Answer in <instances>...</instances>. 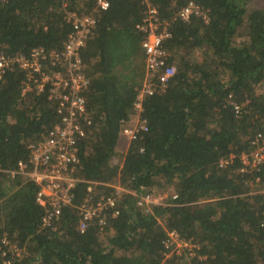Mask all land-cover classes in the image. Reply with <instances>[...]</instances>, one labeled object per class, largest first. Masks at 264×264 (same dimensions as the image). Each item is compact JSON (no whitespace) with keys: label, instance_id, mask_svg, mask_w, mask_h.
Segmentation results:
<instances>
[{"label":"trees","instance_id":"trees-1","mask_svg":"<svg viewBox=\"0 0 264 264\" xmlns=\"http://www.w3.org/2000/svg\"><path fill=\"white\" fill-rule=\"evenodd\" d=\"M107 1L99 10L97 0H0L6 58L38 48L58 56L71 32L68 16L95 19L80 51L91 125L77 143L76 175L109 196L113 186L127 191L116 197L119 216L102 230L95 223L78 229L83 184L59 221L42 228L36 186L7 171L26 164L29 145L59 122L57 105L48 85L22 93L25 73L10 65L0 75V264H264V170L240 172V157L264 135V0H150L169 25L163 45L176 73L162 95L145 98L148 131L128 145L120 131L144 78L136 26L146 7ZM191 1L205 18L184 22L177 14ZM42 63L46 72L59 69ZM159 188L168 193L162 205L136 206L131 193ZM172 231L196 246L195 257L167 256L163 242Z\"/></svg>","mask_w":264,"mask_h":264},{"label":"built area","instance_id":"built-area-1","mask_svg":"<svg viewBox=\"0 0 264 264\" xmlns=\"http://www.w3.org/2000/svg\"><path fill=\"white\" fill-rule=\"evenodd\" d=\"M146 7L144 17L136 28L144 36L140 44L145 56V72L140 90L137 92L132 108L134 114L130 121L120 131V138L128 145L137 140L141 134L148 131L146 119L142 116L143 102L145 98L162 95L174 74L176 67L168 59L164 48V41L170 37L169 25L160 19L158 11L151 6L150 0H140ZM96 8L106 10L107 0H97ZM178 18L184 22L192 17H203V12L191 1L178 11ZM71 24V32L63 51L57 56L54 52L46 54L41 48L33 49L27 57L16 55L6 58L0 55V75L10 65H14L25 73L22 83V93L31 91L33 85L36 92L48 88V98L56 103V114L59 122L37 142L29 145L28 162L17 164V168L7 171L14 178L20 176L23 180L32 182L36 188L35 202L42 209V228L56 224L64 208L72 206L75 198V189L79 184L85 185L86 196L79 206L78 229L84 232L91 223H95L100 230L104 229L109 219L119 216L116 208V197H119L125 189L113 186L114 194L111 196L99 191V183L77 177L76 170L79 163L77 157V143L83 137L85 130L91 125V117L87 112L83 93L87 89L88 81L83 73V64L80 51L95 24L92 15L79 17L75 14L68 16ZM52 60L59 67L58 70L46 72L42 62ZM239 106H234L236 113ZM232 156L219 162V168L226 167L232 160ZM241 173L259 172L264 170V135L257 134L251 142V150L240 157ZM260 178H255L259 183ZM264 194V189L260 192ZM136 206L149 212L152 205H162L152 194L136 196ZM176 195L172 199H176ZM163 201V200H160ZM264 228V219L261 224ZM2 245L19 255L14 246H8L6 239ZM168 251L167 256L186 255L195 257L196 246L191 241L181 239L177 232H169L163 242Z\"/></svg>","mask_w":264,"mask_h":264},{"label":"rangeland","instance_id":"rangeland-1","mask_svg":"<svg viewBox=\"0 0 264 264\" xmlns=\"http://www.w3.org/2000/svg\"><path fill=\"white\" fill-rule=\"evenodd\" d=\"M122 145V144H120ZM120 151H122V149H120ZM116 162V160H115ZM157 201H159L160 203L161 202H165V200L167 199L168 197V193L165 192V191H162L160 188L158 189V191H156V193L152 194ZM160 200H163V201H160Z\"/></svg>","mask_w":264,"mask_h":264}]
</instances>
